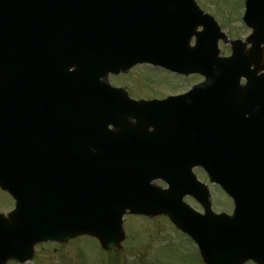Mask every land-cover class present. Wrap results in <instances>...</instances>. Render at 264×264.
<instances>
[{"label":"water","instance_id":"obj_1","mask_svg":"<svg viewBox=\"0 0 264 264\" xmlns=\"http://www.w3.org/2000/svg\"><path fill=\"white\" fill-rule=\"evenodd\" d=\"M66 1L0 0V90L12 91L11 102L18 101L26 81L33 82L29 77L32 68L31 54L24 55V49L38 52L43 50L45 43L49 44V42L33 43L31 38H27L30 35L34 38L46 37L47 32L44 27L55 34L58 38L57 42L63 45L80 41L78 36L84 33L82 31L86 26L88 27L84 35L92 36L101 46L109 32L107 38L110 41L111 50L114 54L122 56L123 60H117L116 65H100V69L103 67L114 71L127 69L137 61L150 58L149 55L160 62L171 64L169 59L163 57L164 54L159 53L160 51L156 48L173 46L170 50L171 58L181 54V40H178L179 43L175 42L176 36L173 31L160 29L161 26H158L160 23L151 22L149 16L142 13L148 10L152 2L169 4L179 3L180 0H128L132 11L137 14H133L131 23L126 25L130 31L135 29L134 34L126 36V39H123L124 36L121 34L123 33L122 22H117L116 18L104 27L105 31L100 22L103 20L101 13L98 12V18L91 13L85 14L84 9L75 12V4H72V12H69L70 7L67 6ZM88 1L92 5L96 4V0ZM183 1L190 2V0ZM98 6L90 11H94ZM167 8L166 12L169 14V8ZM35 11L38 14L34 13ZM76 17L83 18L75 21L73 18ZM108 17L110 22V16ZM137 33L139 46L135 45L134 36ZM149 45H154L153 53L150 52ZM178 50L179 52L176 53ZM90 53L93 54V52ZM234 60L236 61L235 56L232 63ZM172 61L174 64L178 63L174 59ZM41 66L48 67L46 64ZM179 66L184 67L182 64ZM57 67L55 65L54 69H46L45 73L48 76H44L54 85L55 90H59L58 82L60 83L57 79ZM89 67L90 64H86L81 74L87 76ZM66 72L69 73L67 70ZM230 74L232 75L233 71ZM231 75L228 78H231ZM26 76L29 77L27 80ZM228 78L224 82L226 86L230 83ZM44 84L43 82V86ZM212 87L211 85L210 88H203L201 92L197 91L196 96L199 95L205 102L208 101L209 95H212L215 90L211 89ZM94 95L96 93L91 96ZM222 99L226 98L218 96L210 101L218 100L216 106H221L222 102L219 100ZM225 102L229 103V101ZM92 104L94 105L93 101ZM174 104L176 103L168 102V100L140 102L142 113L146 115L150 110L166 107L165 112L158 110L164 120L176 119V121L191 124L202 118L198 110L196 113L167 111L171 109L169 106ZM238 106L245 109L247 102L242 101ZM7 109V100L0 95V183L10 190L18 201V207L12 219L8 220L0 216V264L10 258H19L23 261L31 257L32 247L38 241L67 239L82 233L98 236L105 248H115L125 236L122 218L127 209L136 213L168 214L198 241L204 260L208 264H241L248 259L264 264V129L258 131V139L253 142L245 137L249 131L245 130L248 126L245 123H240V129L245 132L238 134L242 140H238L234 134H225L222 127L215 128L219 130L221 137L226 138L221 142L219 140L215 142L213 137L219 136L215 130L216 134L211 133V130L216 122L204 127L210 128L205 134H202L203 130L198 131L195 127L193 129L191 127L187 146L190 145L192 148L185 153L197 155L194 154L196 148L205 149L206 144L211 141L218 148L211 149L209 153L219 151L220 156L227 155L228 158L217 160L220 170L229 168L217 179L235 201L233 215L213 214L208 200H205L206 213L200 215L179 200H174L175 197H171L170 191L162 192L150 187V179L153 177H172L171 172L165 169L166 165L160 166L159 161H123L118 157L119 149L113 150L110 145L104 146L92 141L75 143V140H72L59 148L49 149L21 142L14 144L5 134L6 128L1 120ZM105 112L103 110L101 115ZM108 112L113 114L111 111ZM120 114L121 112H118L113 115L121 116ZM167 126L170 128L169 125ZM157 130L159 133V129ZM196 137L204 141L202 145H198L199 140ZM19 151L22 157L28 154L29 158L20 171L18 166L13 164L10 173L7 170L9 157L11 158L12 154H19ZM199 162L212 173L217 171L211 159ZM71 169H75V173L71 174V196L69 202L62 206L63 200L67 198L64 194L68 196L65 190L67 185L63 184V181ZM139 178L144 180L138 182ZM9 180L10 183H8ZM142 184L153 189L157 194L155 193L153 197L150 194L147 195L140 190L142 187L139 188ZM61 185L62 194L60 193ZM176 189L173 190L174 194L178 192ZM205 195L207 198L206 192ZM31 209L34 214L27 216L24 211Z\"/></svg>","mask_w":264,"mask_h":264},{"label":"rangeland","instance_id":"obj_2","mask_svg":"<svg viewBox=\"0 0 264 264\" xmlns=\"http://www.w3.org/2000/svg\"><path fill=\"white\" fill-rule=\"evenodd\" d=\"M198 1L206 11L217 17L223 27L228 26L227 31L229 30L231 39L246 38V35L251 33L239 20L244 13L246 0ZM223 49L227 51L225 45ZM201 79L189 76L187 82L179 74L150 64L137 65L129 73L111 76L115 84L124 85L136 98L164 97L167 93L185 92L190 88V83ZM199 177L204 179L201 173ZM209 188L214 210L231 213V197L216 185L209 184ZM10 207L12 200L0 189V209L5 211ZM124 226L127 235L114 252L104 250L95 237L84 235L74 241L61 243L58 248L52 244L42 245L38 248L39 252L34 261L26 264H203L194 241L178 230L165 216L150 218L128 214ZM246 264L256 263L250 261Z\"/></svg>","mask_w":264,"mask_h":264}]
</instances>
